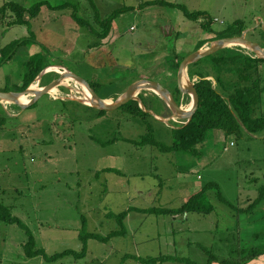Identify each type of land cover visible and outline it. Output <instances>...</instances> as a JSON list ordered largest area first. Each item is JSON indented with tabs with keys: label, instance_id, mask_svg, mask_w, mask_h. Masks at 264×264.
Listing matches in <instances>:
<instances>
[{
	"label": "rangeland",
	"instance_id": "obj_1",
	"mask_svg": "<svg viewBox=\"0 0 264 264\" xmlns=\"http://www.w3.org/2000/svg\"><path fill=\"white\" fill-rule=\"evenodd\" d=\"M160 1L173 6L152 4ZM6 2L45 5L29 26H10L11 13L0 16V65L8 61L0 69L2 91H21L26 73L52 65L60 71L43 74L36 89L71 72L86 80L99 96L115 101L142 79L172 89L177 81L175 60L204 49V45L209 47L219 39L218 32L236 21L246 26L244 30L253 29L246 34L248 39L264 44V0H0V6ZM179 6L208 15L212 30L207 32L198 21L186 18ZM119 8L126 9L115 16L104 38L73 18L75 12L78 19L98 30L96 15L104 19ZM25 37H31L30 41ZM33 41L38 42L37 56L27 49ZM225 48L256 56L243 45ZM55 88L57 93L47 94L52 101L42 96L24 110L0 100L8 115L17 114L0 130V203L27 227L36 248L43 249V255L25 256L26 229L0 221V264H144L138 257L157 255L206 264L203 250L186 244L189 241L204 245L225 261L236 262L247 259L249 250L229 254V248L246 251L264 244V239L253 236L262 231L264 237V219H260L264 218V202L253 206L251 213L245 211L264 185V132L226 136L216 130L193 153H163L130 141L145 133V124L139 119L118 109L98 115L97 108L85 107L90 105L89 91L80 82L70 78ZM140 94L152 101L155 92L141 90L139 98ZM191 101L182 94L183 107ZM152 117L162 119L155 113ZM161 119L168 134L156 129L167 143L169 127L184 120L172 114ZM209 183L217 185L206 193L207 203L214 207L211 212H138L179 208ZM126 210L127 217L120 224L115 215ZM172 226L176 234L171 238ZM115 230H125V236L112 237L106 243L89 239L85 254L77 258L47 259L66 249L81 252L82 232L105 237ZM247 260L240 262L264 264V253Z\"/></svg>",
	"mask_w": 264,
	"mask_h": 264
},
{
	"label": "trees",
	"instance_id": "obj_2",
	"mask_svg": "<svg viewBox=\"0 0 264 264\" xmlns=\"http://www.w3.org/2000/svg\"><path fill=\"white\" fill-rule=\"evenodd\" d=\"M155 4H166L172 5L169 2H158ZM45 4L43 2L37 3L30 7H25L19 3L6 2L0 6V16H6L11 13L14 17L9 21V25H24L29 26L30 20L38 17L40 10ZM175 6V5H174ZM76 8L77 6H73ZM58 8V7H52ZM182 10L184 16L190 20L198 21L203 30L210 32L211 18L203 12L200 11H189L183 6H179ZM126 8H119L114 11L111 15L104 19H100L96 15L95 20L98 24L97 28H92L91 24L86 20L78 19L75 12L73 13V18L76 19L79 24L83 27H89V29L100 38H104L112 28V23L117 14H120ZM246 28V26L241 21L234 22L230 27L217 33V38L238 36ZM31 39V37L26 38V42ZM30 41V40H29ZM13 42L11 45H16ZM10 45V44H9ZM8 45V46H9ZM264 49V44H260ZM183 57L175 60L174 68L178 69L180 61ZM49 66H46V68ZM45 67H35L34 70L26 73L25 84L22 90L28 88L35 78L41 73ZM45 68V69H46ZM188 75L192 79L197 77L198 80L194 83L199 96V105L195 111L193 117L188 123H181L169 127L170 129V142H164L159 136L161 133H167L163 127H168L158 119L155 120L150 113L147 111H153L156 115L160 117L167 118L171 116V111L165 104V102L153 94L152 101L147 100V98L140 94L141 103L143 104L146 111H144L139 102L136 100H131L125 105L118 108L119 111L125 113L124 115L130 116V118L139 119L145 124V133L138 140H130L136 146H151L158 149L160 152L168 153L173 151H183V152H195L198 146L202 145L208 135L216 130L222 131L226 136L236 135L240 136L243 132L249 134H261L264 132V59L253 55H248L235 48H224L218 52L211 54L201 60L196 61L188 65ZM172 92L176 102L180 105L181 93L177 88V83L174 82ZM43 97L50 98L48 95ZM101 97V96H100ZM42 98V97H41ZM104 99V97H101ZM39 101V100H38ZM52 101V100H50ZM61 101V100H60ZM64 102V100H62ZM77 102V101H75ZM37 103V102H36ZM35 104V103H34ZM33 104V105H34ZM30 107V106H29ZM32 107V105H31ZM89 109H96L91 106H85ZM20 110V108H19ZM22 110V109H21ZM97 114H105L109 111L96 109ZM19 117V115H18ZM14 118L0 106V130L6 126L7 119ZM148 119H152L151 122ZM154 122L159 123L161 126L155 127ZM185 122V120H184ZM164 125V126H163ZM161 132L158 133L157 129ZM159 135V136H158ZM217 187L214 183H209L203 186L198 192L190 195L189 198L184 202L183 206L173 209L165 208H147V209H137L139 212L152 213V214H185L190 212L196 213H208L213 211L214 207L207 203V190L211 187ZM218 196L220 192L217 191ZM221 198V196H220ZM264 202V185L259 187L258 196L250 204L245 211L248 210L249 213L253 212L250 210L253 206L254 209ZM128 210L120 212L115 215L120 224L123 218L126 216ZM264 219V218H260ZM0 221L11 224H20L26 229L28 233V240L23 244V249L25 256L31 258L43 255L42 248H36V241L31 233L28 232L27 227L21 223L18 217L13 216L10 209L0 203ZM125 236V230L123 231H112L107 236L103 237L94 233L82 232L79 235L83 243L81 252H76L72 249H66L62 252H57L49 256L47 259L50 261H55L61 259L65 256L74 255L76 258L84 255L87 248V241L89 239H95L98 242L106 243L112 237ZM254 237H261L263 240V232L258 231L253 233ZM263 243V242H262ZM201 250L205 253L207 257L206 264H241L240 261L245 263L249 258H254L257 255L264 253V244L259 248H251L246 251L243 249H230L229 254H238V252H247V259H241L232 261L223 260L217 253L213 252L211 249L205 247L202 244H198ZM138 261L144 264H161L166 261H175L182 264H197L189 258L178 257V256H149V257H138Z\"/></svg>",
	"mask_w": 264,
	"mask_h": 264
},
{
	"label": "water",
	"instance_id": "obj_3",
	"mask_svg": "<svg viewBox=\"0 0 264 264\" xmlns=\"http://www.w3.org/2000/svg\"><path fill=\"white\" fill-rule=\"evenodd\" d=\"M258 25L259 23L257 24V26ZM252 30L253 29H246L238 36L219 38L215 42H213L209 47L194 51L185 56L182 61H180L177 70V88L181 94L189 95L191 97L192 101L188 109L183 107L181 104L179 105L176 102L170 89L166 88L160 82L150 79H142L132 83L115 101L107 102V100L101 98L98 94L95 93V91L91 88V86L86 80L71 72L61 74L58 78L52 80L50 83L40 89H34L30 85L28 88L21 91L9 92L0 90V100L14 103L20 109L24 110L36 103L42 96L48 94L53 88L60 85L66 77H71L83 84L85 88L89 91L91 95L89 106L93 108H97L99 110L104 111H113L125 105L131 100H136L137 102H139L140 107L144 111H146L143 104L141 103L140 98L138 97V93L141 90H152L165 102V104L171 111L173 117L180 119V121L185 120L184 123L186 124L191 120L199 105V96L195 88V84L189 79L187 74L188 65L195 63L196 61L201 60L202 58H205L211 54H214L219 50L225 48L227 45L231 44L243 45L251 49V51L256 54V57L264 59V49L260 46V44L246 37V34ZM43 72L44 71L40 73V76L43 74ZM184 77L186 78L185 83L183 82ZM27 95L33 96L26 103L20 102V97ZM147 112L154 115L152 111ZM161 120L164 121L165 119Z\"/></svg>",
	"mask_w": 264,
	"mask_h": 264
},
{
	"label": "crops",
	"instance_id": "obj_4",
	"mask_svg": "<svg viewBox=\"0 0 264 264\" xmlns=\"http://www.w3.org/2000/svg\"><path fill=\"white\" fill-rule=\"evenodd\" d=\"M152 4H155V3H152ZM24 6V5H23ZM35 20H37V18H35V19H32V22H34ZM21 26H23L24 27V25H21ZM201 27V26H200ZM212 30V29H211ZM25 32H26V34H27V30H25ZM23 36H25V35H23ZM29 36V35H28ZM26 38V37H25ZM23 39V38H22ZM37 43V44H36ZM38 46V42H35V41H33L32 43H29V44H27V49H29V51L31 50L32 52L31 53H33V54H36L35 56H37V52H38V48H36ZM205 47H207V45H204ZM203 46V47H204ZM204 47V48H205ZM38 53H40V52H38ZM2 58V57H1ZM9 59V58H8ZM7 60V59H6ZM7 64H8V61H5V62H3L2 63V65H0V69H3V68H6V66H7ZM47 66H51V67H53L52 65H47ZM46 68V67H45ZM45 68L42 70V71H44L45 70ZM48 68V67H47ZM187 69H188V67H187ZM41 71V72H42ZM188 73V72H187ZM7 75H8V73H7ZM38 77H40V74L35 78V80L31 83V86H32V84L36 81V79L38 78ZM189 77V76H188ZM40 82H41V77H40ZM40 82H39V84H40ZM159 82V81H158ZM176 83H177V81H176ZM24 84H25V82H24ZM24 84H23V86H24ZM16 91H18V90H16ZM104 97V99L105 100H109V98H111V97H109V96H103ZM182 97V94H181V96H180V98ZM10 116H12V117H15L17 114H9ZM139 212V211H138ZM187 216H189V214H187L186 216H184V219L185 220H187L188 219V217ZM173 217H176V216H173ZM170 233H171V238L172 237H174V235L176 234V231H175V228L172 226V228H171V231H170ZM246 234H250V233H246ZM159 237V236H158ZM243 238L244 239H248V237L246 236V235H244L243 234ZM173 241H175L176 242V240L174 239ZM252 241H253V239H252ZM167 243H168V241H166ZM186 244H192V245H195L197 248H199L197 245L199 244V243H195V242H186ZM200 249V248H199ZM166 264H181L180 262H175V261H166L165 262Z\"/></svg>",
	"mask_w": 264,
	"mask_h": 264
},
{
	"label": "bare ground",
	"instance_id": "obj_5",
	"mask_svg": "<svg viewBox=\"0 0 264 264\" xmlns=\"http://www.w3.org/2000/svg\"><path fill=\"white\" fill-rule=\"evenodd\" d=\"M236 45H237V44H236ZM60 68H61V67H60ZM53 69L60 71L58 68H53V67L50 66V67H48V68L45 69L46 71L44 70L43 74H45L46 72H49L50 70H53ZM66 72H67V71H66ZM43 74H42V75H43ZM42 75H41V76H42ZM41 76H40V77H41ZM40 77L37 78L36 81H35V83L32 84V88L36 89L37 85H38L39 82H40ZM70 78H71V77H66V78L63 80L64 83H65V82H68V81L70 80ZM63 81H62V82H63ZM62 82H61V84H62ZM76 82H77V81H76ZM183 82H184V83L186 82V78H185V77H184V79H183ZM62 86H63V85H62ZM81 90H82V89H81ZM61 91H62V90H61ZM51 92H52L53 94L57 93L56 88H53V89L51 90ZM51 92H50V93H51ZM87 93L89 94V95L86 96V97H87V100L90 101L89 99H90V96H91V95H90L89 92H87ZM27 96H29V95H27ZM27 96H21V97H20V102H22V103H26V102H28L31 98L27 100ZM107 102H110V100H107ZM89 103H90V102H89ZM189 106H190V105H188V106L185 107V108L188 109Z\"/></svg>",
	"mask_w": 264,
	"mask_h": 264
},
{
	"label": "built area",
	"instance_id": "obj_6",
	"mask_svg": "<svg viewBox=\"0 0 264 264\" xmlns=\"http://www.w3.org/2000/svg\"><path fill=\"white\" fill-rule=\"evenodd\" d=\"M181 123H184V121H183V122H181Z\"/></svg>",
	"mask_w": 264,
	"mask_h": 264
}]
</instances>
